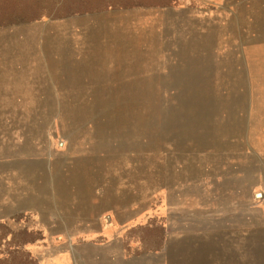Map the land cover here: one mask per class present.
<instances>
[{
	"label": "rangeland",
	"instance_id": "rangeland-1",
	"mask_svg": "<svg viewBox=\"0 0 264 264\" xmlns=\"http://www.w3.org/2000/svg\"><path fill=\"white\" fill-rule=\"evenodd\" d=\"M15 155L0 264H39L34 196L79 171L99 217L73 264H264V0H0V172Z\"/></svg>",
	"mask_w": 264,
	"mask_h": 264
},
{
	"label": "crops",
	"instance_id": "crops-1",
	"mask_svg": "<svg viewBox=\"0 0 264 264\" xmlns=\"http://www.w3.org/2000/svg\"><path fill=\"white\" fill-rule=\"evenodd\" d=\"M222 4H227V2H236L240 0L230 1L221 0ZM222 8L224 7L221 6ZM70 74V81L72 76V71L68 70ZM77 75L73 76V80H76ZM16 154V153H14ZM17 156L14 158H9L8 160L2 161L4 163V170L0 172V205L16 208L24 198V186L27 185L26 177L23 176L21 160L17 161ZM18 163V167H17ZM76 174V181L81 187L78 191L67 190L65 185L62 187H53L51 191H47L51 197L47 195L46 198L38 197L36 194L34 197L36 202H40L41 206L38 209L33 210L31 213L36 216L37 223L40 225V230L46 233L43 238L52 241L53 245H47L44 243L42 245H36L35 249L38 250L41 255V261L39 264H73V254L71 253L72 248L75 247L76 240L82 239V244L85 243V238L87 237V224L88 219H98L99 215H91L88 218L87 214V199H82V196L76 198V202L72 203V193H81L82 195V171ZM80 178V180H78ZM81 184V185H80ZM69 192V193H68ZM71 194V195H70ZM69 207V208H68ZM93 211V210H91ZM7 218V217H5ZM65 220L71 222V225L65 223ZM68 225L70 227H68ZM86 228V229H85ZM68 233L70 238L67 240L68 245H59V240L57 237ZM72 235V236H71ZM77 235L74 237L73 236ZM41 238V240L43 239ZM39 239V238H38ZM36 240L30 242L33 244Z\"/></svg>",
	"mask_w": 264,
	"mask_h": 264
},
{
	"label": "trees",
	"instance_id": "trees-1",
	"mask_svg": "<svg viewBox=\"0 0 264 264\" xmlns=\"http://www.w3.org/2000/svg\"><path fill=\"white\" fill-rule=\"evenodd\" d=\"M0 227H4V226H1L0 225ZM21 247H22V245H13V249H12V251L11 252H9L8 253V255H14L15 253H19V252H21L22 250H21Z\"/></svg>",
	"mask_w": 264,
	"mask_h": 264
},
{
	"label": "water",
	"instance_id": "water-1",
	"mask_svg": "<svg viewBox=\"0 0 264 264\" xmlns=\"http://www.w3.org/2000/svg\"><path fill=\"white\" fill-rule=\"evenodd\" d=\"M108 219V218H107Z\"/></svg>",
	"mask_w": 264,
	"mask_h": 264
}]
</instances>
